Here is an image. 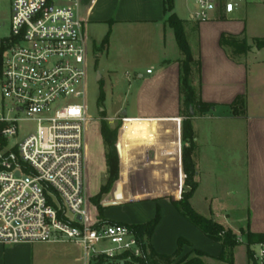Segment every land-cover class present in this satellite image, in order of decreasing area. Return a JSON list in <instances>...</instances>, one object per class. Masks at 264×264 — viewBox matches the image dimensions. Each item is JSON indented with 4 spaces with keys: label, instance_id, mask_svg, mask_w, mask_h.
Wrapping results in <instances>:
<instances>
[{
    "label": "built area",
    "instance_id": "1",
    "mask_svg": "<svg viewBox=\"0 0 264 264\" xmlns=\"http://www.w3.org/2000/svg\"><path fill=\"white\" fill-rule=\"evenodd\" d=\"M244 1L191 0L187 19L212 20ZM80 9V0H0V243H70L83 264H145L128 224L91 214L90 49ZM236 241L245 243L240 232ZM249 251L251 264H264V242Z\"/></svg>",
    "mask_w": 264,
    "mask_h": 264
},
{
    "label": "crops",
    "instance_id": "2",
    "mask_svg": "<svg viewBox=\"0 0 264 264\" xmlns=\"http://www.w3.org/2000/svg\"><path fill=\"white\" fill-rule=\"evenodd\" d=\"M191 5V0H174V12L185 22L188 41L189 34L195 38L194 44L189 41L196 64L192 72L193 83L199 86L201 81L202 100L215 106L210 111L198 113L191 118L195 132L192 158L196 167L195 179L198 188L190 202L197 212L213 218L235 233L249 228L252 232L264 234V56L260 57L264 54V47H256V51L252 47L247 53L235 55L230 46L221 43L222 35L225 34L246 36L249 44L255 46L254 39L264 35L249 34L242 18V5L231 14L222 13L215 19L202 22L187 19ZM80 7L81 15L86 20L89 47L91 44L96 66L99 63L98 50L95 51V47H98L96 37L104 30L106 34L110 31L108 44H111L115 34H119L120 39H129L135 42L137 49L144 48V52L154 55L145 71L138 62H133L135 115H125L127 120H130L132 134L126 140L121 136L120 140L124 150L133 151L129 160L130 188L120 192L116 184L111 192L104 196L102 204L106 207L105 217L110 221L125 224L145 223L154 218L159 208L161 218L151 236L155 251L159 254H173L177 249L178 240L183 238L191 246L183 247L181 257L196 249L205 253L202 259L206 263V258L217 257L221 253V243L206 236L200 228L179 214L173 204V200L181 197L185 176L182 165V123L179 127V119H184L180 63L183 53L174 29L167 22L165 0H80ZM182 13L184 16H181ZM153 38L162 40L155 50L149 43ZM137 53L140 51L137 50ZM249 60L257 73L251 80ZM153 67L155 69H152ZM148 69H151L150 73L147 72ZM238 96H244L246 99L245 116L232 114L230 105ZM251 105L255 106L256 112H251ZM206 120H216L217 124L238 121L245 126L247 214L244 218L241 217L243 222L238 224L239 229L235 227L230 216L234 210L230 202H215V196L210 192L204 193L202 199L198 195L202 183L198 152L203 150L205 145H211L209 150L217 152V144L220 145L221 142V132H216L212 127L209 128L207 136L200 134V127L204 126ZM224 134L226 132L221 135ZM230 134L228 138H231ZM98 136L103 146L104 179L107 166L100 129ZM142 167L146 171V182L144 186H137L135 174ZM119 168L121 174L120 157ZM206 173H210V170L206 169ZM103 179L96 187L88 182L91 194L98 192L105 180ZM179 186L180 191L177 194ZM125 194L131 195L128 197L130 199L122 200ZM130 204H137L141 214L144 211L147 215L138 219L131 217L129 221L122 220V216L117 215L118 212L114 208H124ZM91 210L94 211V208ZM131 219L133 221H130ZM23 245L25 244H18L16 247ZM70 246L77 250L75 259L79 260L80 249L75 245ZM247 259L249 264L248 253ZM0 264H21L18 258L16 259L11 245L0 243Z\"/></svg>",
    "mask_w": 264,
    "mask_h": 264
},
{
    "label": "rangeland",
    "instance_id": "3",
    "mask_svg": "<svg viewBox=\"0 0 264 264\" xmlns=\"http://www.w3.org/2000/svg\"><path fill=\"white\" fill-rule=\"evenodd\" d=\"M241 9L244 12L242 18L244 23H246L249 34L264 35V0H245ZM181 16H184L183 13ZM104 32L105 30L100 32L96 37V46L98 47H95V51L97 52L98 50L99 55V63L97 66L94 64L95 54L92 53V45L90 44L89 47L90 70L87 83V107L92 120L87 127V189L88 182L91 186L96 187L104 177V171L102 169L103 146L100 144L98 136L102 122H105L111 128H115L119 125V135L120 129L123 127L124 123L122 120V113L125 112L129 116L135 115L133 112L135 104V73L133 62H138L145 71L146 68L149 67V64H151V59L154 57V55L144 52V48H142V50H140L141 48L137 49L136 45L134 46L135 42L130 41L129 39L127 40L126 38L124 40L120 39L118 36L119 34H115L111 44H108L109 46L106 45L102 48L101 41L106 34ZM128 32L129 31L127 30L126 34H128ZM188 37L189 41L194 44L195 38L193 35L189 34ZM160 42H162V40L157 38L149 40L150 46L154 50L159 44H161ZM253 48H256V46H253ZM137 50L138 52L140 51V53H137ZM262 56H264V54L260 55V57ZM248 64L249 79L251 80L257 73L252 61L249 60ZM194 67H196V64ZM152 69H155V67ZM195 86L197 85L195 84ZM101 90H103L105 94L104 101L98 100ZM256 111L255 106L251 105V112L254 113ZM184 112L186 114V111ZM211 127L214 128L216 132H221V134L226 132V134H220L221 142L218 140L220 145L217 144V152L209 150L211 145H205L203 150L198 152L199 163L202 169V183L198 195L202 199L204 193L210 192L215 196V202H230L231 205L234 206V210L230 213V216L235 227L239 229L238 224L242 221L241 217L244 218L247 214V195L245 191V126L244 123L238 121L221 122L217 124L216 120H206L204 126L200 127V134L207 136L208 130ZM229 133H231V138H228ZM122 137L126 140L128 135L124 134ZM122 137H120V140ZM150 156L152 157L151 154ZM206 169L210 170V173H206ZM145 173L146 171L143 167L137 170L134 179L137 186H144L146 182ZM106 178L107 173L102 184L105 183ZM116 184L117 182H115L113 187H115ZM99 191L100 189L93 195L88 189L91 204H93V206L94 203L92 199L99 193ZM104 196L101 198V204ZM174 208L179 214H181L175 206ZM114 209L118 212L117 215L122 216L121 219L126 221H129L131 217L138 219L147 215L144 211L141 214L140 208L137 204H130L126 205L124 208L117 207ZM95 211V209L94 211L91 210V214L94 215ZM182 216L185 217L184 215ZM186 219L190 221L188 218ZM221 220L223 221V219ZM130 221L133 220L131 219ZM70 245L72 244L47 242L27 243L19 248L16 247L17 245H11V249H14L16 259L18 258V262L21 264H83L82 261L75 259L77 256V250ZM185 245L191 246L189 242ZM234 256L236 264H248L247 246L244 243L237 245L234 250ZM209 258L210 259L206 258L207 264H227L216 257L211 256ZM249 264H251L250 261Z\"/></svg>",
    "mask_w": 264,
    "mask_h": 264
},
{
    "label": "trees",
    "instance_id": "4",
    "mask_svg": "<svg viewBox=\"0 0 264 264\" xmlns=\"http://www.w3.org/2000/svg\"><path fill=\"white\" fill-rule=\"evenodd\" d=\"M165 12L167 15V22L174 29L175 36L183 58L181 63V98L183 105V116L181 140H182V165L184 171V185L181 197L177 200H173L174 206L179 212L188 218L194 225L200 228L203 233L209 238L218 241L222 245L221 253L216 257L217 259L227 263L235 264L234 249L237 245L241 244L236 241V235L233 230L226 228L224 225L214 220L211 217L204 216L197 212L191 205V198L198 188V182L195 179L196 167L192 158V153L195 147L194 137L195 132L192 125L191 118L196 114H203L214 108V104L208 103L202 100L200 95L201 81L199 86H195L192 79L193 66L195 65V59L193 57L192 49L188 41L185 32V22L180 19L174 12V0H165ZM110 31L106 34L101 42L102 48L109 43ZM221 43L225 46H230L235 55H241L247 53L253 44H249L246 36L238 37L232 35H222ZM254 45L258 48L264 47V37L255 38ZM105 94L101 90L98 100L104 101ZM232 114L234 116L246 115V99L244 96H238L235 101L230 105ZM186 111V114L185 112ZM185 114V115H184ZM118 126L111 128L105 122H102L100 127L101 136L105 148V161L107 166V178L104 184L101 185L99 193L93 197L92 201L97 209L98 217L104 222H111L106 219L103 206L100 201L101 198L109 193L113 188L115 182H117L120 192L130 188L128 182L129 175V160L133 156V151L130 149L126 151L123 149L120 143L121 149V174L119 168V157L116 148V142L118 137ZM132 134L131 126L127 119L123 127L120 129L119 142L122 135ZM120 177V178H119ZM180 191V186L177 193ZM129 194H125L122 200L130 199ZM161 218L160 209H157L155 217L145 223L128 224L130 228L135 232L137 238L140 240L143 251L145 264H206L202 257L205 255L200 250L193 249L191 253L181 257L183 247L187 240L180 238L178 240L177 249L173 254H159L155 251L151 244V236L155 230V227L159 223ZM245 240L247 246V253L250 259L249 246L254 243L264 242V234L252 232L249 228L240 232ZM194 253L192 256L191 254ZM179 258V259H178Z\"/></svg>",
    "mask_w": 264,
    "mask_h": 264
},
{
    "label": "water",
    "instance_id": "5",
    "mask_svg": "<svg viewBox=\"0 0 264 264\" xmlns=\"http://www.w3.org/2000/svg\"><path fill=\"white\" fill-rule=\"evenodd\" d=\"M253 50H255V51H256V50H257V48H253ZM125 115H126V113H125V112H123V113H122V116H125ZM117 149H118V151H120V144H118V145H117ZM17 174H19V173H17Z\"/></svg>",
    "mask_w": 264,
    "mask_h": 264
},
{
    "label": "bare ground",
    "instance_id": "6",
    "mask_svg": "<svg viewBox=\"0 0 264 264\" xmlns=\"http://www.w3.org/2000/svg\"><path fill=\"white\" fill-rule=\"evenodd\" d=\"M128 122H130V120H128Z\"/></svg>",
    "mask_w": 264,
    "mask_h": 264
}]
</instances>
